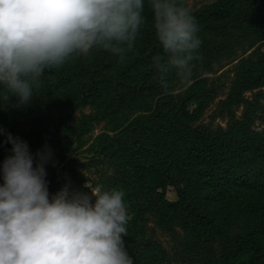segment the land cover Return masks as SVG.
I'll return each instance as SVG.
<instances>
[{
	"label": "rangeland",
	"instance_id": "374dc122",
	"mask_svg": "<svg viewBox=\"0 0 264 264\" xmlns=\"http://www.w3.org/2000/svg\"><path fill=\"white\" fill-rule=\"evenodd\" d=\"M224 1L186 0L198 24L197 35L201 40L187 79L170 73L164 88L155 67L132 69L137 57L147 55L153 43L158 42L153 26L149 25L140 30L137 41L123 58L105 50H92L87 55H74L63 64L52 66L76 73L73 79L68 76L59 79L46 68L38 86L34 87L32 102L25 105L30 109V117H41L45 126L39 131L24 127L18 136L28 142L33 153L47 145L52 156L45 166L79 172L84 184L90 180L103 185L126 161L129 156L126 149L132 143L152 153L166 155L172 173L191 202L229 237L253 231L264 223V209L255 214H243L221 203L209 186L203 166L184 150L185 135L198 126L216 130L243 124L253 139L264 134V87L240 92L236 86L237 62L256 52L259 44L254 45L255 41H264L259 32L264 0H238L227 18L217 22L202 19L203 13ZM124 72L131 75L128 82L131 99L121 104L116 100L114 86ZM96 81L103 85L98 95L85 97ZM210 89L215 90V97L207 100L195 118L187 120L180 115L179 108L187 96H206ZM17 107V102L6 103L0 98L1 109ZM196 108V104L189 106L190 111ZM3 140L4 137H0V163L10 154L11 147L2 143ZM179 160L188 164L186 173L179 172ZM237 193L244 200L264 203V195L250 185L239 187ZM168 198L176 199L173 187L168 191ZM126 228L124 240L129 255L142 241L155 238L169 253L168 262L163 264H212L211 258L222 251L217 243L208 251L209 260L193 259L188 245L195 236L174 213L150 212L146 223L127 224Z\"/></svg>",
	"mask_w": 264,
	"mask_h": 264
},
{
	"label": "clouds",
	"instance_id": "9594fccd",
	"mask_svg": "<svg viewBox=\"0 0 264 264\" xmlns=\"http://www.w3.org/2000/svg\"><path fill=\"white\" fill-rule=\"evenodd\" d=\"M157 41L154 59L162 87L170 73L187 79L197 58L199 27L186 0H148ZM145 0H0V86L33 100L44 70L74 55L131 50L145 23ZM11 145L0 163V264H133L125 247L124 192L88 180L55 194L47 187V145L35 153L26 140L0 128Z\"/></svg>",
	"mask_w": 264,
	"mask_h": 264
},
{
	"label": "trees",
	"instance_id": "16d2710c",
	"mask_svg": "<svg viewBox=\"0 0 264 264\" xmlns=\"http://www.w3.org/2000/svg\"><path fill=\"white\" fill-rule=\"evenodd\" d=\"M238 0H226L223 3L202 14L204 21L217 22L227 18ZM142 15L145 23L141 29L153 25V12L148 0H145ZM260 17V34L264 40V8ZM256 52L242 57L237 62L236 86L240 92H249L264 87V41H255ZM149 54V55H148ZM138 56L131 65L132 69L155 67L154 59H163L165 53L159 42L153 43L149 53ZM57 78L73 79L74 72L65 69H53ZM53 74V73H52ZM131 75L124 72L119 81L115 82V97L121 104L131 99L128 82ZM102 82L96 81L90 86L85 97L98 95ZM214 89L207 91V95H189L179 108V113L187 120L205 107L207 100L215 97ZM0 98L6 103H16V97L6 88L0 89ZM197 108L190 111V105ZM27 106H18L11 110L0 108V128L18 136L24 127L35 131L45 126V121L38 116L30 117ZM162 115V114H160ZM3 137V135H0ZM185 153L203 166L209 186L218 200L227 207L236 208L243 214H255L264 209V203L247 201L239 197L237 190L241 186L250 185L264 195V134L259 139H253L249 129L243 124H233L228 128L211 130L207 126H198L185 135ZM163 148V147H162ZM165 148V146H164ZM131 149V150H130ZM141 145L132 143L127 150L129 156L121 163L116 172L107 178L105 188L123 190L124 202L127 205V224L141 225L146 223L150 212L178 214L187 228L194 234L195 239L188 245V252L195 260L207 258L209 249L219 244L222 251L211 258L212 264H264V223L246 234L229 237L225 230L218 227L213 219L201 211L189 199L186 191L180 185L170 168V161L166 155L145 150ZM154 149V148H152ZM170 155V154H169ZM179 160V172L186 173L188 164ZM46 181L50 195L59 191L65 183L74 189L84 185L81 173L69 168L55 169L45 166ZM173 187L176 199L168 198V191ZM264 201V200H263ZM133 264H163L168 262L169 253L166 247L155 238L146 239L139 244L130 255Z\"/></svg>",
	"mask_w": 264,
	"mask_h": 264
}]
</instances>
